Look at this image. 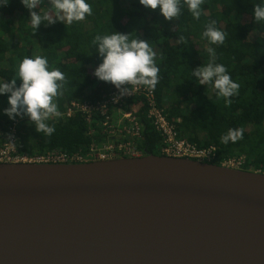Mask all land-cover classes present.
Wrapping results in <instances>:
<instances>
[{
	"label": "water",
	"instance_id": "water-1",
	"mask_svg": "<svg viewBox=\"0 0 264 264\" xmlns=\"http://www.w3.org/2000/svg\"><path fill=\"white\" fill-rule=\"evenodd\" d=\"M0 264H264V173L160 154L0 163Z\"/></svg>",
	"mask_w": 264,
	"mask_h": 264
},
{
	"label": "trees",
	"instance_id": "trees-1",
	"mask_svg": "<svg viewBox=\"0 0 264 264\" xmlns=\"http://www.w3.org/2000/svg\"><path fill=\"white\" fill-rule=\"evenodd\" d=\"M86 2L92 6L93 15L71 24L57 21L45 26L47 22H42L36 32L21 0H9L0 7V82L16 77L23 58L41 56L47 58L50 70L59 69L68 80L63 96L56 100L59 112L72 100L99 99L115 86L93 74L102 58L92 41L96 35L115 31L130 34V39L148 41L156 53L160 81L154 92L178 136L198 147L214 146L216 157L211 163L221 165L228 158L242 157L244 163L239 169L264 173V21L253 18L254 5L264 4V0H205L199 20L184 5L177 21L166 20L159 8H145L139 0ZM36 10L53 18L56 15L49 0ZM211 20L227 34L222 45L211 44L202 36ZM179 35L186 38V44L178 41ZM208 48L215 49L214 63L224 65L240 85L239 95L230 98V106L217 96L212 85H201L192 76L193 69L210 62ZM20 83L17 80V86ZM7 107L8 94L0 95V146L15 123L16 148L21 155L54 149L72 152L90 142L79 116L51 118L47 123L55 132L47 136L37 133L27 116L10 119L4 114ZM144 113L140 108L144 155L160 154L161 138ZM240 128L243 139L221 142L229 129Z\"/></svg>",
	"mask_w": 264,
	"mask_h": 264
},
{
	"label": "clouds",
	"instance_id": "clouds-1",
	"mask_svg": "<svg viewBox=\"0 0 264 264\" xmlns=\"http://www.w3.org/2000/svg\"><path fill=\"white\" fill-rule=\"evenodd\" d=\"M29 11L31 25L36 32L42 22L50 26L57 21L79 22L86 16L93 15L92 6L86 0H49V5L55 9V17L48 13L40 14L36 9L44 4V0H21ZM205 0H139L145 8L151 10L160 9L162 16L168 21H177L182 14V8L187 6L192 17L199 20L202 15V5ZM9 0H0V7H4ZM255 22L264 21V4H255L253 7ZM66 24V23H65ZM202 36L211 44L222 45L227 34L216 27V21L206 23ZM178 41L186 44L187 40L179 35ZM97 48V53L102 62L95 69L94 75L100 81L110 83L118 90L113 97L119 100L124 96L132 95V86L143 85L149 91H154L160 81V69L156 64V53L150 47L149 42L133 38L130 34L115 31L110 35H96L92 41ZM211 60L206 66H199L192 70V76L199 84L212 85L217 90V96L225 99L230 106L233 96L239 95L240 85L234 82L228 74L227 68L222 64L214 63L216 59L215 49H207ZM17 80L21 83L17 86ZM68 80L66 75L57 68H49L46 57H25L18 66L16 77L7 82H0V95L8 94L9 107L4 109L10 119L27 116L29 123L35 126L37 133L51 136L55 127L47 121L52 117H59L56 100L62 97ZM243 139V129H229L226 135L221 137L224 144L237 142Z\"/></svg>",
	"mask_w": 264,
	"mask_h": 264
},
{
	"label": "built area",
	"instance_id": "built-area-1",
	"mask_svg": "<svg viewBox=\"0 0 264 264\" xmlns=\"http://www.w3.org/2000/svg\"><path fill=\"white\" fill-rule=\"evenodd\" d=\"M118 90L112 87L108 93L94 100H72L60 112L59 118L79 116L85 125L90 142L75 151L50 150L36 155L17 153L15 123L0 146V163H84L121 158H137L144 155L141 147L143 122L139 109L144 108L145 120L161 138L160 155L189 158L211 163L216 157L214 146L198 147L178 136L173 123L167 118L165 107H160L154 91L145 86H132V95L114 100ZM53 118V117H52ZM242 157L224 160L221 165L239 169Z\"/></svg>",
	"mask_w": 264,
	"mask_h": 264
}]
</instances>
